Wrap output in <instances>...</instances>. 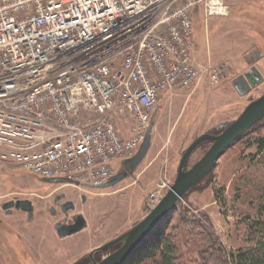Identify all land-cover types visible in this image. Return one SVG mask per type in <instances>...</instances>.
<instances>
[{
  "label": "built area",
  "instance_id": "obj_1",
  "mask_svg": "<svg viewBox=\"0 0 264 264\" xmlns=\"http://www.w3.org/2000/svg\"><path fill=\"white\" fill-rule=\"evenodd\" d=\"M200 5L227 13L222 0H0V170L80 189L108 181L164 93L203 76L192 55Z\"/></svg>",
  "mask_w": 264,
  "mask_h": 264
},
{
  "label": "rangeland",
  "instance_id": "obj_2",
  "mask_svg": "<svg viewBox=\"0 0 264 264\" xmlns=\"http://www.w3.org/2000/svg\"><path fill=\"white\" fill-rule=\"evenodd\" d=\"M222 1L227 6L222 16L206 17L201 5L195 8L192 55L203 76L186 90L160 98L145 156L116 184L93 189L104 195L84 203L86 227L61 237L51 224H0V264H70L125 232L168 190L191 140L203 132L219 133V123L235 119L264 92V0ZM214 67L220 78L211 83L208 70ZM251 68L262 79L240 93L233 79ZM206 141L192 151L186 167L205 152ZM43 185L29 172L0 170V201L33 197ZM61 188L68 194L87 192L70 184ZM157 228L173 247L171 264H230L226 253L263 249L264 117L224 150Z\"/></svg>",
  "mask_w": 264,
  "mask_h": 264
},
{
  "label": "water",
  "instance_id": "obj_3",
  "mask_svg": "<svg viewBox=\"0 0 264 264\" xmlns=\"http://www.w3.org/2000/svg\"><path fill=\"white\" fill-rule=\"evenodd\" d=\"M261 79L262 76L260 73L255 68H251V70L245 74L236 76L233 79V83L238 92L244 93L250 89L252 85L261 81ZM262 117H264V92L249 101L235 119L230 122L219 123L216 126L217 128H222L219 133L213 134L203 132L193 138L181 153L175 179L168 190L160 197L155 205L149 208V211L141 219L133 223L125 232L100 246L92 248L89 251V255H93L96 251L109 250L115 247L114 250L102 256L99 261L93 259L92 264H124L135 250L143 244L158 227L162 219L177 206L178 201L215 167L217 159L224 150ZM150 131L151 130L146 133L137 152L124 161V165L128 166L129 169L137 165L145 156L149 146ZM205 140L210 141L208 148L191 166L186 167V163L192 151L200 142ZM127 174V171L117 172L105 183L94 187L104 188L112 186L125 178ZM49 180L56 182L69 181L62 177L51 178ZM19 204L26 209V205L30 204V202L23 199L17 201L16 205ZM59 226L60 223L56 226L58 235L66 236L82 229L85 226V221L82 215L79 214L75 223L65 226L64 229H59Z\"/></svg>",
  "mask_w": 264,
  "mask_h": 264
},
{
  "label": "flooded vegetation",
  "instance_id": "obj_4",
  "mask_svg": "<svg viewBox=\"0 0 264 264\" xmlns=\"http://www.w3.org/2000/svg\"><path fill=\"white\" fill-rule=\"evenodd\" d=\"M133 168L129 169L123 163L115 173L120 171L130 172ZM40 180L45 185L39 188L36 193H33V197L21 198L13 195L0 201V224H40L42 226L51 224L58 235L56 227L58 223H60L59 229H64L65 226L75 223L80 214L85 221V226L82 228L84 229L88 224L87 215L83 209L84 203L88 199L97 200L102 198L104 193L93 191V189H98V187L86 186L82 189H87V192L76 191L74 194H68L61 186L67 184L73 186L70 182H56L42 178ZM23 199L30 202V204L26 205V209L20 204L16 205L18 200ZM114 249L115 247L111 251ZM101 257V251H96L93 255H89L88 252L70 264H92L93 259L99 261Z\"/></svg>",
  "mask_w": 264,
  "mask_h": 264
},
{
  "label": "trees",
  "instance_id": "obj_5",
  "mask_svg": "<svg viewBox=\"0 0 264 264\" xmlns=\"http://www.w3.org/2000/svg\"><path fill=\"white\" fill-rule=\"evenodd\" d=\"M211 132L216 131L212 130ZM206 142V140L200 142L197 147L202 146ZM173 253L174 250L169 240L164 237L159 228H156L124 264H143L146 260L158 264L160 261L162 264H171L174 258ZM225 260L230 264H264V247L263 249L259 248L257 250L237 252L235 254L226 253Z\"/></svg>",
  "mask_w": 264,
  "mask_h": 264
},
{
  "label": "bare ground",
  "instance_id": "obj_6",
  "mask_svg": "<svg viewBox=\"0 0 264 264\" xmlns=\"http://www.w3.org/2000/svg\"><path fill=\"white\" fill-rule=\"evenodd\" d=\"M158 200H159V199H158ZM158 200H157V201H158ZM157 201L154 203V205L157 203Z\"/></svg>",
  "mask_w": 264,
  "mask_h": 264
}]
</instances>
